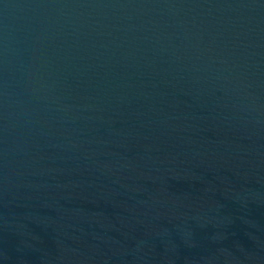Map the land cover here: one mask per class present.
I'll use <instances>...</instances> for the list:
<instances>
[{
    "label": "water",
    "instance_id": "water-1",
    "mask_svg": "<svg viewBox=\"0 0 264 264\" xmlns=\"http://www.w3.org/2000/svg\"><path fill=\"white\" fill-rule=\"evenodd\" d=\"M0 264H264V0H0Z\"/></svg>",
    "mask_w": 264,
    "mask_h": 264
}]
</instances>
